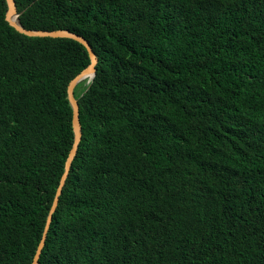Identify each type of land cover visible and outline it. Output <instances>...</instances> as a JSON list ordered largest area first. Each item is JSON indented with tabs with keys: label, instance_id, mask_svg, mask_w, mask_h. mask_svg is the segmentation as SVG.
<instances>
[{
	"label": "trees",
	"instance_id": "1",
	"mask_svg": "<svg viewBox=\"0 0 264 264\" xmlns=\"http://www.w3.org/2000/svg\"><path fill=\"white\" fill-rule=\"evenodd\" d=\"M97 57L38 264H264V0H14ZM0 0V264H31L73 143L67 38Z\"/></svg>",
	"mask_w": 264,
	"mask_h": 264
},
{
	"label": "water",
	"instance_id": "2",
	"mask_svg": "<svg viewBox=\"0 0 264 264\" xmlns=\"http://www.w3.org/2000/svg\"><path fill=\"white\" fill-rule=\"evenodd\" d=\"M6 2V13H5V21L14 28L17 32L20 34H23L28 37H39V38H67L74 40L81 44L88 55L89 58V64L86 68H84L80 73H78L68 84L66 93H67V100L69 102V105L71 107L72 111V131H73V143L69 150L68 156L64 163V169L63 173L59 179L58 186L55 190L54 197L51 203V206L48 210V214L46 217L45 225L43 228V232L40 238V241L37 245V248L35 250L34 256L32 258L31 264H38V259L41 254V250L44 246L45 238L47 231L49 229V225L52 219V215L56 209V206L58 204L59 197L61 195L63 186L65 184V180L68 176V172L71 166V162L77 152V147L79 145V142L81 140V126L79 121V106L77 100L74 98L73 91L76 85L83 80L87 79V83L94 77L95 75V65L97 63V57L95 53L93 52L92 48L90 47L89 43L81 36L72 33L68 30H53V31H46V30H26L21 27L19 22V15L20 13H17L16 6L14 0H5ZM15 16V20L12 18Z\"/></svg>",
	"mask_w": 264,
	"mask_h": 264
},
{
	"label": "bare ground",
	"instance_id": "3",
	"mask_svg": "<svg viewBox=\"0 0 264 264\" xmlns=\"http://www.w3.org/2000/svg\"><path fill=\"white\" fill-rule=\"evenodd\" d=\"M13 20H15V16L12 18ZM87 79V78H86Z\"/></svg>",
	"mask_w": 264,
	"mask_h": 264
}]
</instances>
